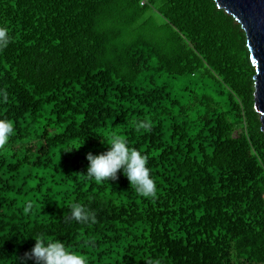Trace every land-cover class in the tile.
Segmentation results:
<instances>
[{"label": "trees", "instance_id": "16d2710c", "mask_svg": "<svg viewBox=\"0 0 264 264\" xmlns=\"http://www.w3.org/2000/svg\"><path fill=\"white\" fill-rule=\"evenodd\" d=\"M0 26V119L14 125L0 264H24L41 233L88 264H264L256 70L231 15L214 0H0ZM116 135L147 156L154 196L122 170L86 175ZM72 203L96 222L70 219Z\"/></svg>", "mask_w": 264, "mask_h": 264}, {"label": "clouds", "instance_id": "9594fccd", "mask_svg": "<svg viewBox=\"0 0 264 264\" xmlns=\"http://www.w3.org/2000/svg\"><path fill=\"white\" fill-rule=\"evenodd\" d=\"M11 42V36L6 27L0 26V49L6 48ZM0 102H6V92L0 94ZM150 125L142 121L139 128L147 129ZM14 132V125L11 120L0 119V148L6 146ZM108 145V150L98 155L89 152L87 160L86 175L97 182L104 180H115L121 170L135 188L138 194L143 197H152L157 192V182L151 174L148 166V158L140 150L130 147L128 142L116 135L110 140L105 138L101 141ZM72 151V150H71ZM28 207H31L29 204ZM70 219L82 224L95 223L96 217L93 212L81 203H72L70 206ZM36 241L29 253L25 254L24 264L28 260L34 264H88L85 255L71 251L60 239H51L46 234L34 236Z\"/></svg>", "mask_w": 264, "mask_h": 264}, {"label": "water", "instance_id": "95a60500", "mask_svg": "<svg viewBox=\"0 0 264 264\" xmlns=\"http://www.w3.org/2000/svg\"><path fill=\"white\" fill-rule=\"evenodd\" d=\"M231 15L247 36L250 59L255 67L254 106L264 133V0H214Z\"/></svg>", "mask_w": 264, "mask_h": 264}, {"label": "rangeland", "instance_id": "374dc122", "mask_svg": "<svg viewBox=\"0 0 264 264\" xmlns=\"http://www.w3.org/2000/svg\"><path fill=\"white\" fill-rule=\"evenodd\" d=\"M170 86H171V93L175 97L184 98V96L187 94L185 91V86L180 81L170 82ZM183 101L185 103L188 102L187 98H185Z\"/></svg>", "mask_w": 264, "mask_h": 264}]
</instances>
